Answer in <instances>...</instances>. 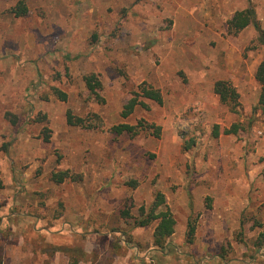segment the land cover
<instances>
[{"label":"rangeland","instance_id":"rangeland-1","mask_svg":"<svg viewBox=\"0 0 264 264\" xmlns=\"http://www.w3.org/2000/svg\"><path fill=\"white\" fill-rule=\"evenodd\" d=\"M18 1L0 0V264H264V44L228 25L252 7L264 28V0H26L17 17ZM221 79L238 112L215 94ZM143 82L163 103L122 117ZM121 123L140 131L117 135ZM157 191L176 219L163 247L157 220L136 225Z\"/></svg>","mask_w":264,"mask_h":264},{"label":"trees","instance_id":"trees-1","mask_svg":"<svg viewBox=\"0 0 264 264\" xmlns=\"http://www.w3.org/2000/svg\"><path fill=\"white\" fill-rule=\"evenodd\" d=\"M12 13L17 16H25L28 13V6L26 0H19L17 4L11 9ZM229 31L236 34L239 33L244 28L249 25H253L258 31L257 42L259 44H264V28L261 26L260 21L257 19L256 12L252 7H248L242 10H238L234 13L232 18L228 22ZM255 78L261 87V92L258 100V106L264 108V59L259 63ZM84 81L87 88L90 91V94L93 98L103 101V98L100 96L99 91L102 89V83L98 79V77L94 74H87L84 76ZM214 92L218 95L220 101L229 106L231 111L238 112L239 107V93L236 87L227 80H217L214 83ZM57 95L61 97L62 100H66L67 96L64 92L56 90ZM142 98L150 99L152 101L157 102L158 104L163 103V95L162 92L155 88L154 86L143 82L138 90L133 93L130 100L125 104L121 116L127 117L130 115L136 106L143 104ZM94 119L99 121V124L96 126L94 124V128H98L102 124V119L98 114H94ZM67 122L70 125L75 126H92V124H86L85 119L81 116H76L71 113L67 114ZM242 128V124L240 122H235L231 125L230 128H225L224 134L237 133L239 129ZM159 127H157V131H159ZM45 141H49L50 139V130L48 127L45 129ZM140 131L137 125H131L127 123H121L116 125L113 128V132L117 135L127 133L136 135ZM213 134L217 136L219 134L218 126H215ZM67 171H59L53 175V179L61 183L65 179L69 178ZM133 187L138 185L137 180L133 179L128 182ZM141 217L137 218L136 225L143 227L149 225L152 221L157 220V225L154 230V246L163 247L167 239L175 232L176 219L173 216L171 210L169 209L166 203V197L164 193L157 191L155 193L154 200L150 205L149 209L146 210L145 207H141ZM120 216L122 217H130V212L127 209L120 208L119 209ZM195 232V228L192 224H189L188 235L189 239H192ZM264 237V234H263Z\"/></svg>","mask_w":264,"mask_h":264}]
</instances>
